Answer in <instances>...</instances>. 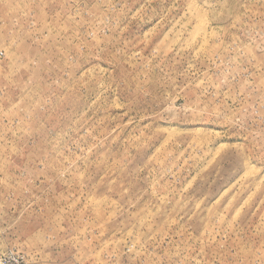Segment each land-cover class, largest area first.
Returning <instances> with one entry per match:
<instances>
[{
	"label": "rangeland",
	"instance_id": "obj_1",
	"mask_svg": "<svg viewBox=\"0 0 264 264\" xmlns=\"http://www.w3.org/2000/svg\"><path fill=\"white\" fill-rule=\"evenodd\" d=\"M2 256L264 264V0H0Z\"/></svg>",
	"mask_w": 264,
	"mask_h": 264
},
{
	"label": "built area",
	"instance_id": "obj_2",
	"mask_svg": "<svg viewBox=\"0 0 264 264\" xmlns=\"http://www.w3.org/2000/svg\"><path fill=\"white\" fill-rule=\"evenodd\" d=\"M4 257H6V256H2V257H0L1 263H2L3 260H4ZM2 258H3V259H2ZM10 259H11V261L14 260L15 262H19L18 257L15 256V255L10 256Z\"/></svg>",
	"mask_w": 264,
	"mask_h": 264
}]
</instances>
